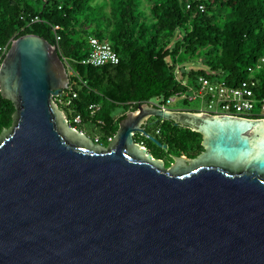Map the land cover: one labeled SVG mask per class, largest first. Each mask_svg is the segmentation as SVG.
I'll return each instance as SVG.
<instances>
[{
  "label": "water",
  "instance_id": "95a60500",
  "mask_svg": "<svg viewBox=\"0 0 264 264\" xmlns=\"http://www.w3.org/2000/svg\"><path fill=\"white\" fill-rule=\"evenodd\" d=\"M69 77L55 43L14 39L0 95V264H264V118L137 105L108 145L54 102ZM150 117L201 134L165 166L134 141Z\"/></svg>",
  "mask_w": 264,
  "mask_h": 264
},
{
  "label": "trees",
  "instance_id": "16d2710c",
  "mask_svg": "<svg viewBox=\"0 0 264 264\" xmlns=\"http://www.w3.org/2000/svg\"><path fill=\"white\" fill-rule=\"evenodd\" d=\"M24 34L56 44L76 92L69 104L57 105L70 126L96 125L102 132L97 143L106 146L139 103H165L186 93L200 74L229 84L248 77L247 67L264 54V0H0V48ZM89 36L107 40L117 64L82 63ZM253 75L264 96V68ZM91 104L99 107L93 114ZM119 106L123 111L113 115ZM14 111L0 95V132L11 126ZM150 133L176 156L203 150L200 133L169 120L157 119Z\"/></svg>",
  "mask_w": 264,
  "mask_h": 264
},
{
  "label": "built area",
  "instance_id": "2783aa9c",
  "mask_svg": "<svg viewBox=\"0 0 264 264\" xmlns=\"http://www.w3.org/2000/svg\"><path fill=\"white\" fill-rule=\"evenodd\" d=\"M200 8H202V6H200ZM88 44L89 53L82 60V63L92 66L117 64L118 55L107 40H101L95 36H89ZM0 50L1 62L8 49L5 45L0 48ZM263 68L264 54L260 55L254 63L247 67V71L249 72L248 77L240 80L236 84H229L222 78L219 80L215 76L209 77L200 74L196 77L194 84L188 87L186 93L176 92L170 95L165 100V103L157 102L153 104L162 108H168L166 105L174 102L177 96L188 97L190 100L201 98V101H205V106L197 112H205L212 115L226 114L245 118H259V116L264 118V96H260L261 92L258 87V79L253 75L255 72L260 71ZM255 89H258V91ZM75 97L76 92L71 91L69 87H67L61 90L57 96H54V102L56 104H69ZM88 108L91 114H93L99 107L98 105L91 104ZM73 122L75 124L80 123L81 116L76 114L73 117ZM74 128L76 129V127ZM134 135L135 132L133 133V136ZM111 139L112 137H108L109 141ZM93 140L94 142H98L97 137ZM137 143L140 146L143 145L142 141H138Z\"/></svg>",
  "mask_w": 264,
  "mask_h": 264
},
{
  "label": "rangeland",
  "instance_id": "374dc122",
  "mask_svg": "<svg viewBox=\"0 0 264 264\" xmlns=\"http://www.w3.org/2000/svg\"><path fill=\"white\" fill-rule=\"evenodd\" d=\"M191 66L192 67L194 66V68H196L198 65L197 64L188 63L186 68H189ZM178 74H179V72H178ZM215 77L218 78L219 80L221 79V77H217V76H215ZM201 100H202L201 98H196L194 100H190V99L185 98L184 96H177L175 98L174 102H171L170 104H167L166 106L168 108H170V109L200 110L201 108H203L205 106V101H201ZM149 102H151L153 104V103L159 102V100L157 98H153V99L149 100ZM121 111H123V109H122L121 106H119V107L115 108V110L113 111L112 114L117 116V115H119L121 113ZM126 112L128 113L130 111H126ZM76 129L77 130H82L90 138H93V139L95 137L102 138V132L100 131V129L96 125L91 123V122H84L81 125H77ZM142 138L148 144H150L152 142L151 140H149L145 136H142ZM157 150L163 151L164 154L166 153L165 152L166 150L161 148L160 146H157ZM163 158H164V162L166 163V165L171 160V162L167 166L172 164V162H173L172 160L173 159L170 156L169 157L164 156Z\"/></svg>",
  "mask_w": 264,
  "mask_h": 264
},
{
  "label": "flooded vegetation",
  "instance_id": "af4514ba",
  "mask_svg": "<svg viewBox=\"0 0 264 264\" xmlns=\"http://www.w3.org/2000/svg\"><path fill=\"white\" fill-rule=\"evenodd\" d=\"M126 114H127V112H126ZM259 118H262V117H259ZM157 120H156V118L155 117H150V118H148V120H147V124H146V126H145V129H146V131L147 132H151L152 131V129H153V125L155 124V122H156ZM151 134V133H150ZM142 136H144V135H142L140 132H135V135L133 136V138H134V141L135 142H137V141H142V143H143V145H141L142 147H145L146 149H147V152L148 153H151L155 158H159V159H162L163 161H164V156H166V157H171L172 159H173V157L174 156H176V154H173L172 153V151H169L168 150V148H167V145H166V147L165 148H163V149H165L166 151V153L164 154L163 153V151H160V150H157V148L154 146V145H152L151 143H153V142H151L150 144H148L147 142H145V140L142 138ZM154 144V143H153ZM156 146H158V145H156ZM161 147V146H160ZM162 148V147H161ZM196 155H198V154H196ZM179 156H184V157H186V158H192V157H188V155H186V154H181V155H179ZM195 157V156H194ZM173 161V160H172Z\"/></svg>",
  "mask_w": 264,
  "mask_h": 264
},
{
  "label": "clouds",
  "instance_id": "9594fccd",
  "mask_svg": "<svg viewBox=\"0 0 264 264\" xmlns=\"http://www.w3.org/2000/svg\"><path fill=\"white\" fill-rule=\"evenodd\" d=\"M97 143V142H96Z\"/></svg>",
  "mask_w": 264,
  "mask_h": 264
}]
</instances>
